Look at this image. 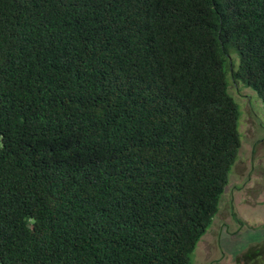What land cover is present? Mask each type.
Instances as JSON below:
<instances>
[{
    "label": "trees",
    "instance_id": "obj_1",
    "mask_svg": "<svg viewBox=\"0 0 264 264\" xmlns=\"http://www.w3.org/2000/svg\"><path fill=\"white\" fill-rule=\"evenodd\" d=\"M230 77L264 103V0H0V264H191Z\"/></svg>",
    "mask_w": 264,
    "mask_h": 264
},
{
    "label": "rangeland",
    "instance_id": "obj_2",
    "mask_svg": "<svg viewBox=\"0 0 264 264\" xmlns=\"http://www.w3.org/2000/svg\"><path fill=\"white\" fill-rule=\"evenodd\" d=\"M231 57L237 70L239 56L232 51ZM229 90L239 106L241 147L191 264H264V103L256 90L231 77Z\"/></svg>",
    "mask_w": 264,
    "mask_h": 264
}]
</instances>
